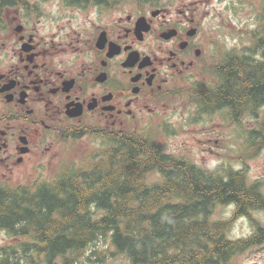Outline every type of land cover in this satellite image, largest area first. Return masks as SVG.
<instances>
[{"label": "flooded vegetation", "instance_id": "obj_1", "mask_svg": "<svg viewBox=\"0 0 264 264\" xmlns=\"http://www.w3.org/2000/svg\"><path fill=\"white\" fill-rule=\"evenodd\" d=\"M128 6L134 9L125 12ZM159 6L141 9L130 1L107 8L75 0H21L6 6L0 28L5 46L0 54L4 178L10 169H26L34 155L39 162L56 143L77 135L149 129L164 119L168 99L188 98L190 88L200 83L218 89L227 62L231 67L235 59L244 60L248 70L264 61L263 51L252 58L249 33L242 45L236 41L221 53L216 31L203 19L173 16L171 9ZM79 16L84 19L78 21ZM141 18L148 30L140 33ZM222 110L231 114L228 107ZM226 162L195 167L203 177L221 175L226 182L239 174L245 191L255 197L247 202L230 198L213 215L228 225L232 241L246 245L240 261L264 246V141L255 158L237 162L239 169ZM256 257L249 258L250 264H264Z\"/></svg>", "mask_w": 264, "mask_h": 264}, {"label": "trees", "instance_id": "obj_2", "mask_svg": "<svg viewBox=\"0 0 264 264\" xmlns=\"http://www.w3.org/2000/svg\"><path fill=\"white\" fill-rule=\"evenodd\" d=\"M18 1L0 0V28L6 6ZM130 1L143 9L163 0L75 3L112 8ZM256 23L248 32L252 58L264 53V0ZM233 63L227 62L218 89L200 83L188 97L202 115L219 114L241 127L236 161L246 163L264 141V61L248 70L244 60ZM227 107L231 114L222 113ZM161 128L93 130L89 134L100 146L51 180L0 182V231L14 241L0 249V264H77L102 238L124 264H238L246 245L232 241L228 225L213 215L230 198L255 197L239 174L227 182L221 175L203 177L192 160L169 155L156 133Z\"/></svg>", "mask_w": 264, "mask_h": 264}, {"label": "rangeland", "instance_id": "obj_3", "mask_svg": "<svg viewBox=\"0 0 264 264\" xmlns=\"http://www.w3.org/2000/svg\"><path fill=\"white\" fill-rule=\"evenodd\" d=\"M160 4L162 5L159 8L171 9L173 16L187 15L203 19L207 26L216 31L221 53L227 51L236 41L242 45V38L250 30L258 28L256 22L261 11V0H163ZM48 8L56 9L54 6ZM125 9H127L125 12H131L134 7L128 6ZM83 19L79 16L78 21ZM43 25L46 26L45 21ZM43 25L40 27L48 30L47 26ZM3 43L4 37L0 35L2 57L5 52ZM210 77L207 74L208 80ZM200 112L202 110L197 108L189 97L168 99L165 103L164 119L153 125L154 128L162 127L156 132L160 145L169 155L191 159L197 165L207 166L225 161L226 163L232 161L234 165L237 162L236 152L239 151L242 142L239 135L242 133L241 127L235 124L234 127L230 126L222 115L221 117L219 114L202 115ZM100 144L101 141L90 135L77 140L66 139L62 143H56L46 154L39 156L38 159L41 158L39 162L34 155L31 158L33 160L27 163L26 169L23 167L10 169L7 171V178L2 176L6 171L0 168V180L15 185L28 184L38 177H42L43 181L51 180L65 166L77 163L82 154L90 153ZM235 166L239 169L237 163ZM13 243L5 232L0 231V249ZM92 247L91 253L88 252L77 264L125 263V259L114 253L107 238L100 239ZM245 256V259L238 261L239 264H250L251 256H258L255 259L260 261L264 260V246L254 248Z\"/></svg>", "mask_w": 264, "mask_h": 264}, {"label": "water", "instance_id": "obj_4", "mask_svg": "<svg viewBox=\"0 0 264 264\" xmlns=\"http://www.w3.org/2000/svg\"><path fill=\"white\" fill-rule=\"evenodd\" d=\"M138 30H139L140 33L143 32V31H147L148 30L147 27L145 26V19L144 18L139 20V22H138ZM137 58L138 57H136V56L130 57L129 60H128V63H130L132 61L134 62Z\"/></svg>", "mask_w": 264, "mask_h": 264}]
</instances>
